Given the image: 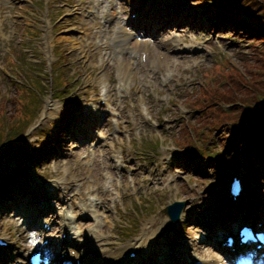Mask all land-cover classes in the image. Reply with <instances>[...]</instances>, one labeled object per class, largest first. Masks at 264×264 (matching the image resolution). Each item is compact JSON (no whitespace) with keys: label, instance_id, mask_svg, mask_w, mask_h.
<instances>
[{"label":"rangeland","instance_id":"374dc122","mask_svg":"<svg viewBox=\"0 0 264 264\" xmlns=\"http://www.w3.org/2000/svg\"><path fill=\"white\" fill-rule=\"evenodd\" d=\"M24 0H0V7L3 9V16L7 14V11L11 9V12L14 11H19L20 8H25V4L23 2ZM53 1V3L56 4L55 10H53L50 14H45V12L50 11L53 9V3L52 5L49 4ZM83 0H66V2L72 4V6H61L58 4L55 0H46L43 1V7L44 9H34L36 13V28L39 29L40 33L39 35L43 38L47 28L51 31L52 35V40L54 42V48L59 46V50H64L67 51L68 55V60L71 63H77V60L80 58V52L76 48L77 46V41L80 38L81 34V26H84L85 23H87L89 26L94 27V31L96 32L97 30L100 29V25L97 22L96 19L93 18L94 12H90L91 10L89 9V6L85 5L82 3ZM29 2V0H28ZM135 4L134 6H131L132 4ZM145 4V9H142V6ZM32 6H35V2H31ZM74 6L76 7L77 12H74ZM181 4L178 3V7H180ZM178 7H176L172 12L169 18L166 19L163 23H166L168 21H171L170 24H167V30L168 32L163 35L162 41L158 46H152V44L156 41L159 40L155 36H150L148 37L149 40L152 42L151 45H146L148 41L142 38L134 39L130 43L134 44L136 40L139 41L141 44L140 49H136L138 54H142L143 48H147V53H149V56L152 55V53L160 54L162 55V60H164V54H167L168 56H171L172 53L169 51V46H164V41H166L169 38V34H171V37H175L176 41H179L181 45H186V48H191L190 50H186L184 48L182 57H186V61H181L178 67L175 70L174 78H177L179 76H182L181 82L182 85L179 86V82H173L170 85V89L164 88L162 86V83L159 81L158 78L152 83L148 84L145 88L146 94L149 95L148 101L150 104V109L152 111V114H158L159 111H163L164 109H169L171 106L170 100L177 99L179 101H183L190 92L198 85L203 82V79L201 78V73L208 70L212 64H215V60L223 59L226 60L225 62V68H229L230 71H243L245 63H251V40L250 39H244L238 37L236 34H231V28H226V29H221L219 34H217V40L213 39L210 40L208 37H199V38H194L193 40H190L189 37L184 36L183 32L185 30L184 23L187 20H184L181 16L182 11H178ZM45 10V12H44ZM162 10V5L159 3V0H128L125 3V8H121L119 10L116 9L115 6H112L111 8V14L113 15L112 17L116 16L117 13L118 15L120 12L123 13L124 19L125 20H130L132 14H140L139 17L141 18V21H143L146 17H151V18H156L158 16H162L161 14ZM176 12V13H175ZM25 13V12H23ZM187 14V16H193L194 12L193 10L190 9H185L184 12ZM178 16V17H177ZM55 18V20H54ZM25 18L21 17L18 15V17H10L8 20V24H4V31H7V29H11V32L8 33H1L2 36H0V97L1 101L6 100V115H12L13 110L15 107L13 98L17 97L16 92L14 91V88L12 85H9L8 82H6L5 79L6 76L3 74L2 71L8 72L14 76L17 77V79H24V73L21 71V69H16L12 67L8 63V57L13 56V53H24V58L28 60V63H34L36 61H40V58H38L39 52L41 54V42L40 39H38V35L35 33L29 34V38L31 39L30 42H26L23 40V36L21 35L22 28L24 25ZM46 21H49V27L46 25ZM57 21V23L55 22ZM158 23V22H157ZM162 23V24H163ZM203 27H205V20L202 19L200 21ZM160 24V27L163 25ZM53 25V27H52ZM166 25V24H165ZM194 21L191 22V26L193 27ZM61 26V27H60ZM179 26H182V33L177 32V29ZM85 27V26H84ZM160 27H155L153 30L158 32L160 30ZM62 29V34L59 33L58 29ZM111 29H113L112 23L103 25L102 30H105L106 32L111 33ZM128 31H131L132 27L126 28ZM137 29H140L141 31H149V28H146V26H143L142 24H137ZM198 31H202L200 27L195 28ZM45 31V33H44ZM53 31H56V35H53ZM58 34V35H57ZM95 34V33H94ZM106 34V33H105ZM11 36H13L11 38ZM56 40V42H55ZM84 45L86 42V38H82ZM149 41V42H150ZM39 42V45H38ZM94 52L98 51V47H93ZM201 50V51H197ZM47 52V53H45ZM53 53V50H44L42 47V54L44 57H51ZM93 52H90L92 54ZM155 55L151 57V59L155 60ZM53 60L55 58L53 57ZM136 60V56L131 59V63ZM27 63V64H28ZM91 63V62H90ZM99 63H96V60L94 61V65L92 66H97ZM27 66V65H26ZM141 71L144 69V65L140 66ZM112 71H114V67L111 66ZM163 68L161 66V72ZM142 73L139 75L141 76ZM173 80V79H172ZM175 87V88H174ZM83 88V87H80ZM171 88L173 89V93L170 92ZM162 91V93L159 92ZM158 92L160 95L161 100H166L169 99V103L164 104V101H160L159 104L154 100L152 97V92ZM172 93L171 95H169ZM130 103H133L131 101L124 100L123 104L121 107L123 108L121 112V120H120V125H121V133L118 134V138L113 140V130L108 124L109 117L104 116L102 120H100V124L96 127L97 130L100 132V135H104V139L102 138H97L98 142L95 143V149L97 152H103L107 151L106 159L104 160L105 164H109L111 161V158L113 156V153L111 152V147L114 146L117 150L118 153L121 152L123 156H120L122 160L119 158L118 160L122 161V165L120 168L123 170V179L126 181L129 180H135L136 182L141 183V175H146V174H151L152 172L155 173L156 169L158 166H152L154 163H150L148 161H151L153 159H158L160 156V153L158 152L155 147L153 150L149 148L150 142H158L155 138L150 137V133L146 128L145 125V120L142 117V111L141 110H136L134 111L133 107L131 106ZM230 108H224V110H228ZM171 112V108L169 109ZM136 113V115H134ZM146 116H150L146 115ZM33 114V118H34ZM178 116H176L177 118ZM1 118V116H0ZM180 127L181 126H176L175 129H172L171 131L167 132V140H174L179 132H180ZM142 130L144 133L143 139L139 141H131V146L128 145L127 143V136L130 133H136V130ZM25 135V127L20 131V133H11L9 129L6 130V141L3 143V146L0 147V152L2 154L0 155V158H3V150L4 148H8L11 145H13V148L17 147L18 144L22 141ZM95 137L96 136H92ZM144 153L143 157H145V160H139L138 157L141 156L140 154ZM184 151L181 153H178V157H182L184 155ZM87 156V151L83 150L77 155L73 156H68L65 157L67 161H70L71 163H76V162H81L85 157ZM148 158V159H147ZM9 160L8 158H4L0 161V169H3L4 166L7 165V163L4 164L5 160ZM159 159H162V157H159ZM60 163V161H59ZM125 163L126 165H124ZM4 164V165H3ZM3 165V166H2ZM216 167V165H209L208 167ZM183 167V166H181ZM115 166H109L106 170L108 173H113ZM191 169H195L191 168ZM2 173L3 171L0 170ZM44 177L46 176L47 179L45 181H41L42 185L44 188L50 192V187L53 186L52 180L56 178L53 175L52 172V166H50L47 170H41L38 172L35 176L34 181L29 182L31 184H36L39 180L38 177ZM180 186V191H186V198H188L189 202V211L188 216L189 218L186 219L185 222V227H186V232H181V234L184 237H180L178 239V245L177 246V252H179V255L185 256L187 258L190 256V248L191 247H186L188 244L189 240L193 239L196 240L199 238L198 231L204 230V226H202V222L204 220V217L202 214L205 213L203 211L200 213V210H203L204 207L208 205V200L209 197L205 195L204 193H196V192H190L188 193L190 186L188 184L186 185H179ZM130 190L132 189V186H130ZM225 188V187H224ZM134 191V190H133ZM136 192V191H135ZM137 192L140 194L139 197H141V189L137 190ZM44 195V194H43ZM49 195V194H48ZM150 199L142 201L141 203L137 204L138 201L136 202V207L138 209V213L136 214L137 217V226L131 227L129 232L126 235L128 238L131 237L133 234H135L141 227L142 223L144 222L145 219L148 217L157 214L158 216H163L161 214V203L160 201L153 195H149ZM163 197V196H162ZM130 199H128L126 204L130 207L133 206L132 202H129ZM145 202V203H144ZM262 202V207L264 205V201ZM198 205V206H197ZM3 209V208H2ZM112 216V218H111ZM110 218L107 221H111L116 219V215L112 214ZM9 216H2V213H0V222L3 224L6 223L5 225H2L0 223V233H8L15 237V227L8 225L11 220H8ZM127 216L123 217L122 222H126ZM141 224H140V222ZM115 222V221H114ZM120 222V224H122ZM190 222H193L191 224ZM197 223V224H196ZM113 224V223H112ZM112 224H110V227H112ZM192 225V226H191ZM164 226V224L162 225ZM9 228L8 230L6 228ZM178 230H180L181 225H179ZM97 231V229H96ZM95 231V232H96ZM111 230H105L104 233L108 236L112 235ZM178 235V233L173 231L172 235H169V237H172L173 239ZM179 237V236H178ZM114 239V238H113ZM96 237L92 238V244L95 242ZM153 242L152 246H149L148 250L145 253V256L148 258L149 261H151L153 264H158L160 259H156L154 255L158 254V248L161 247V240L160 238H156ZM110 243H113L110 241ZM158 245V246H157ZM12 248V249H11ZM6 251L5 254L12 255L14 254L18 248H16L15 244H12V247ZM101 249V248H100ZM106 249V244L103 248L105 251ZM91 249H89V256L90 259L94 257V255L90 252ZM102 250V249H101ZM178 255V253H177ZM165 256V253H163L160 257L161 259ZM214 257L217 259H220L219 254H214ZM181 258V257H179ZM89 259V260H90ZM4 261V260H3ZM1 261V263H4ZM158 261V262H157ZM173 262V261H171Z\"/></svg>","mask_w":264,"mask_h":264},{"label":"bare ground","instance_id":"6f19581e","mask_svg":"<svg viewBox=\"0 0 264 264\" xmlns=\"http://www.w3.org/2000/svg\"><path fill=\"white\" fill-rule=\"evenodd\" d=\"M93 3H95V8L94 9L96 10L95 11L96 17H99V14H101L102 18H104V15L106 13V10L111 5L112 0H93ZM101 3H104V11H99L98 10L99 5ZM176 6H177V3L174 2V4H173L172 7L170 6V7L167 8V12L168 13H171L172 10ZM178 11H182V8L179 7L178 8ZM142 25L143 26H146V28H149L150 29L149 31H141V30H137L136 31V33L138 35H142L144 37H147L149 35V33L151 31H153V29L156 27L153 19H151V18H147L144 22H142ZM167 32H168V30H167V24H166V25H163L162 27H160V30L157 32V35L162 38L163 35L166 34ZM178 32L182 33V26H180L178 28ZM85 33H87L89 35V30H88L87 27L85 28ZM87 34H85V35H87ZM131 36H132L131 33L126 32L122 27H120V32L117 31L115 37H109V38H107V41L104 42V43L101 42L100 40H99V42L102 45H106L109 48V51H111V49H114V46L112 44L114 43V41L116 39L117 40H120L121 42H125L126 43ZM170 41H172V40H170ZM125 50L127 51V50H130V49L127 48V47H125ZM146 53H147V50L144 51V54H146ZM133 54L137 55V52H136L135 49H133ZM181 59L183 61H186L187 60L186 57H182ZM130 66L131 65L127 63V60H124V61H121L119 63V65H118V67H117L118 72L121 75V79H120L121 88L123 87V84H122L123 80H126L129 77V75L131 74ZM98 227H99V225L97 226V228ZM160 228H161V226L160 225H157L156 220H151L150 226L144 229V231L140 234L139 239L136 241V243H134L135 244V247L134 248H130L129 251H131V250H141V256H142L143 253H144V251H145V249L147 248L148 244L150 243V240L156 235V233L158 232V230ZM168 228L171 229V230H173L175 228V226H171V227H168ZM123 251L120 250L117 253V255H116L117 256V259L116 260H118V257L122 254ZM3 256H4V254L2 253L1 256H0V258L3 257ZM6 259L7 258H5V260ZM15 259H17V257ZM112 259L115 260L114 257H112ZM126 264H128V263H126Z\"/></svg>","mask_w":264,"mask_h":264},{"label":"trees","instance_id":"16d2710c","mask_svg":"<svg viewBox=\"0 0 264 264\" xmlns=\"http://www.w3.org/2000/svg\"><path fill=\"white\" fill-rule=\"evenodd\" d=\"M213 2L218 7V9H220L222 11V13H224L228 9L232 8L233 5H234L233 0H213ZM238 11L239 12H244L246 14H249L251 17H253V19L255 21H259L262 24H264V10H263V8L254 9V6L248 4L245 9H242V8L239 7ZM233 21H234V23H237L236 19L235 20L233 19ZM237 24L240 25V23H237ZM236 31L237 32L242 31L244 34L249 35L250 37L252 36V37H254L256 39L264 40V29H263L262 26H260V27L255 29V28L249 26L248 24H244V25L240 26V28H238ZM257 57H258L257 61H258L259 65L262 64L261 71L264 72V52L259 54ZM252 89L256 90L257 88L255 87V85H252ZM233 96H234V94L231 93V92L229 93V95H227L228 98L233 97ZM252 96L253 95L249 94L247 99L249 97H252ZM248 101H250V99ZM253 122L258 123L259 121L258 120H253ZM2 184L4 186L5 180H3Z\"/></svg>","mask_w":264,"mask_h":264}]
</instances>
